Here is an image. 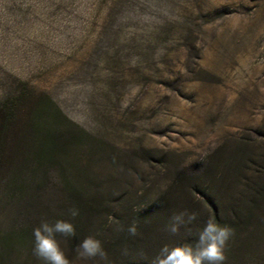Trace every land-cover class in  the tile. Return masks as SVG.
<instances>
[{
	"label": "rangeland",
	"instance_id": "1",
	"mask_svg": "<svg viewBox=\"0 0 264 264\" xmlns=\"http://www.w3.org/2000/svg\"><path fill=\"white\" fill-rule=\"evenodd\" d=\"M20 96L33 144L9 131L0 264H41L43 219L79 227L61 240L69 264H96L77 254L90 235L108 264H150L194 239L211 203L235 229L224 264H264L251 205L264 186V0H0V106ZM49 129L76 136L74 160L38 166ZM181 211L195 219L170 236Z\"/></svg>",
	"mask_w": 264,
	"mask_h": 264
},
{
	"label": "clouds",
	"instance_id": "2",
	"mask_svg": "<svg viewBox=\"0 0 264 264\" xmlns=\"http://www.w3.org/2000/svg\"><path fill=\"white\" fill-rule=\"evenodd\" d=\"M74 219L77 209L69 210ZM194 214L177 212L170 216L166 231L170 236H177L181 229L189 230ZM130 236L137 234V222L132 221L126 229ZM75 234V226L70 220L43 219L32 229V255L41 264H69L61 240ZM233 236V229L221 225L214 217L207 219L195 233L194 239L172 244H163L152 257L150 264H224L225 246ZM77 254L96 264H108L107 253L102 243L94 235L86 236L77 245ZM143 259V253L138 254Z\"/></svg>",
	"mask_w": 264,
	"mask_h": 264
},
{
	"label": "trees",
	"instance_id": "3",
	"mask_svg": "<svg viewBox=\"0 0 264 264\" xmlns=\"http://www.w3.org/2000/svg\"><path fill=\"white\" fill-rule=\"evenodd\" d=\"M23 98L22 96L18 98H14L11 101H6L0 106V196L2 193V180L4 181L6 179V182L12 184V178L5 174L6 169H8L7 162H10V160L7 158V146L8 142L11 139L15 138V132H9L15 125L19 127L18 129L20 132H22V136L24 138V143L27 145L33 144L31 137V134H29V131L32 128V124H30L31 120L28 121V112L30 115V111L28 106H23ZM52 102L49 101V104ZM25 104V103H24ZM55 108L57 114L60 116V111L56 106L53 105ZM42 114V111L40 112V115ZM41 117V116H40ZM39 117V118H40ZM38 118V119H39ZM64 118V117H63ZM15 120H19L15 121ZM26 120V122H25ZM66 121V120H65ZM29 122V124L27 123ZM35 124V123H34ZM44 124V123H43ZM43 124H36L37 128L42 127ZM41 132V131H40ZM81 133L85 134L81 131ZM86 135V134H85ZM39 136V137H38ZM38 142L40 143L36 150L33 152L35 156V160L38 162V166H42V160L48 161V160H58L60 163L63 164V162H66L69 160H74V158H70V153L68 152V148H72L74 144V140L76 139V136L71 135L69 133L65 132H59L54 129L48 130V132L38 133ZM28 144V145H29ZM5 160V161H4ZM33 162V160H32ZM65 164V163H64ZM10 168V167H9ZM5 176V178H2ZM12 176V175H11ZM254 200H252L251 205L252 208L256 211H261L262 215L264 217V208L261 206L264 205V186L259 190V192L256 193L254 196ZM83 207L87 205V203L82 204ZM211 206L213 210H211V217H214L221 225H228L233 229V233L235 232L233 224L229 221V219H223L220 217L218 211L216 210L217 207L211 203ZM262 208V209H261ZM147 212V211H146ZM144 212L142 215L149 214L148 212ZM140 215V213H139ZM245 222V221H242ZM263 228V226H261ZM78 226L75 225V234L72 236L73 239L78 237ZM234 235V234H233Z\"/></svg>",
	"mask_w": 264,
	"mask_h": 264
}]
</instances>
